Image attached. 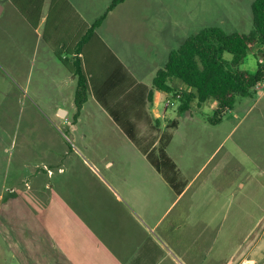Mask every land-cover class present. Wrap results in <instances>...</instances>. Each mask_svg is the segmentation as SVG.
Here are the masks:
<instances>
[{
	"label": "rangeland",
	"instance_id": "374dc122",
	"mask_svg": "<svg viewBox=\"0 0 264 264\" xmlns=\"http://www.w3.org/2000/svg\"><path fill=\"white\" fill-rule=\"evenodd\" d=\"M79 1L76 13L95 21L113 0ZM51 2L0 0V264H64V254L74 258L72 253L83 246L81 223L102 229L118 226L119 240L124 239L122 228L135 224L131 214L148 226L125 190L145 185L140 167L133 169L126 163L133 156L126 151L129 141L140 143L139 135L134 139L127 128L129 121L134 122L129 116L145 107L157 71L164 68L169 52L185 40L210 27L240 34L253 30L254 0H126L108 13L99 33L108 49L123 57L119 74L126 79L105 88L103 96L94 85L76 125V84H66L68 71L57 53L70 57L65 37L77 29L65 26L66 13L57 11L55 3L51 9ZM91 45L85 51L88 60L101 59L105 66L107 47ZM225 58L232 56L225 54ZM261 59V54L251 53L241 68L254 73ZM152 90L158 100L164 98ZM184 91L181 86L179 93ZM253 97L259 102L244 118L243 112L234 118L235 111L220 120L211 114L207 127L216 134L210 137L191 132L190 118L177 128L167 120L166 130L162 129L165 137L150 157L161 161L159 151L166 150L189 166V175L230 133L223 151L232 150L231 167L240 160L247 170L260 168L259 184L245 189L247 210L223 211L216 217L223 221L219 240L228 246L230 256L240 245H246L245 253L254 245L241 264H264V96L260 99L257 92ZM196 102L190 103L189 111L203 120L206 115L201 114L208 111L200 112ZM180 104L167 110L171 120L179 118ZM59 110L67 114L61 116ZM116 111L124 113L125 119H119ZM201 145L203 152L195 155ZM177 213L169 216L166 227ZM260 218L263 226L258 228ZM67 219L68 225H63ZM39 233L44 237L42 245L37 242Z\"/></svg>",
	"mask_w": 264,
	"mask_h": 264
},
{
	"label": "crops",
	"instance_id": "0c3cea01",
	"mask_svg": "<svg viewBox=\"0 0 264 264\" xmlns=\"http://www.w3.org/2000/svg\"><path fill=\"white\" fill-rule=\"evenodd\" d=\"M51 1V9L57 6V11L66 13L65 26L67 27V25L72 24L75 30L77 29V32L65 37V41L68 43L66 52L70 55V57H67L69 59L76 58V50L80 40L101 16L97 20L92 21L84 18L83 14L76 13L75 9H79V0ZM54 3L55 6H53ZM1 13L0 11V16ZM74 15L76 18H74ZM60 19L64 18L60 17ZM101 28L102 25L96 30L95 35L85 45L83 52L78 57L82 58L92 74L91 89L95 85L99 95L103 96V94H106L105 88L117 86L115 82L126 79V75L121 76L119 74L120 66L124 65L123 57L121 58V55L118 56L108 49L99 34ZM47 38L52 39L49 35ZM92 43H95V47L97 46V48L107 47L106 55L108 54V60L105 66L104 62L100 64L101 59L98 62L96 60L92 62L88 60L85 51L88 45L92 46ZM90 60L93 59L91 58ZM61 64L63 65L62 62ZM93 81L95 84H92ZM65 82L70 87L75 84L77 86V78L69 73V71ZM150 86L149 91L145 95V107L140 112L130 115L129 117H132L134 122L129 121L127 123L129 132L131 133L132 131L134 139H137L136 137L139 135L140 139L137 140H140L141 144L133 142V139L129 141L131 144L126 146V151L133 153V156L126 163L133 169L140 167L142 182L145 185L139 190H132L128 186L125 189L128 191V197L138 205L141 213L145 216L148 226L143 225L134 214L130 213L133 220H135V224L123 227L122 230L125 233L124 239L119 240L118 226L111 225L102 229L100 225L91 226L81 223L79 231L81 230L80 235L83 232V246L76 253H72V256L76 255L74 258L71 257L69 252L68 255L64 254L62 256L63 263L241 264L248 254L252 252L254 245L246 253L244 252L246 245H240L230 256L226 252L228 246L219 240L223 231V221L221 220L220 222L219 218L216 221V217L223 215V211L247 210L243 202L247 196L245 189L247 185L253 186L256 183L259 184L256 176L260 174V168L253 166L247 170L246 165L240 160L236 161L233 167H231L232 159L234 158L232 150L228 148L223 151L230 133L227 139L221 143L219 142L209 150L205 163L197 167L196 171L189 175L187 174L189 166L180 159L173 158L166 150L159 151L161 161L151 160L152 153L165 137L164 132L167 120L171 123V128H177L184 122V118H190L191 132L205 133L209 137L216 134L215 131H210L207 127L209 124L207 121L210 120L211 114L216 115L218 104L214 100H209L202 104L196 102L199 111H202L203 108L208 111L201 114L206 115V118L203 119L204 121L199 118L198 114L189 111L190 109L178 113L179 118L171 120L169 118L171 115L168 111L166 109L163 111L162 109L164 107L165 96L161 101L158 100L156 93L152 90L153 81ZM263 87L264 83H261L256 90V93L258 92L260 95V99L264 96ZM92 95L91 92L90 97ZM258 102L259 99L253 96L239 98L233 109L223 113L219 120L223 116H230V114H233V111L236 112L234 118H238L239 115H242V112L244 118L256 107ZM105 103L110 104L107 101ZM115 114L119 119H125L123 117L124 113L116 111ZM81 115L82 113L77 118L76 125ZM135 129L141 133H133ZM162 129L165 130L163 131ZM217 132L219 131L217 130ZM150 135H153L157 140L150 138ZM198 147L194 150L195 155L203 152V145ZM151 184L153 190L149 189ZM253 199H255V195ZM175 211H178L177 215L166 227L167 219ZM67 222L68 219L65 220L63 225H68ZM201 222H203V225L197 228ZM255 226L261 228L263 226V219L260 218ZM104 232L105 234L103 235ZM208 233H211V235H207ZM40 234L42 233H39L37 236V242L39 245H42L44 237ZM41 252V255L46 257V252ZM38 258L39 256L37 255ZM35 264H39V262Z\"/></svg>",
	"mask_w": 264,
	"mask_h": 264
},
{
	"label": "trees",
	"instance_id": "16d2710c",
	"mask_svg": "<svg viewBox=\"0 0 264 264\" xmlns=\"http://www.w3.org/2000/svg\"><path fill=\"white\" fill-rule=\"evenodd\" d=\"M126 0H113L107 12L87 30L77 47V57L69 59L57 53L66 69L77 78L75 120L91 96L92 74L82 58L83 48L95 35L109 12ZM253 30L249 34L227 33L221 28L210 27L191 36L168 55L164 68L157 71L153 88L165 97L179 93L182 100L179 112L190 109V103L198 104L214 100L218 104L216 116L232 110L239 98L252 97L259 84L264 83V0H254L251 7ZM261 54L257 71L242 69L249 54ZM225 54L232 58L227 60Z\"/></svg>",
	"mask_w": 264,
	"mask_h": 264
},
{
	"label": "built area",
	"instance_id": "2783aa9c",
	"mask_svg": "<svg viewBox=\"0 0 264 264\" xmlns=\"http://www.w3.org/2000/svg\"><path fill=\"white\" fill-rule=\"evenodd\" d=\"M258 87V86H257ZM257 89V88H256ZM182 100V94L177 93V94H171L164 99V107L166 110L173 108L177 106Z\"/></svg>",
	"mask_w": 264,
	"mask_h": 264
},
{
	"label": "water",
	"instance_id": "95a60500",
	"mask_svg": "<svg viewBox=\"0 0 264 264\" xmlns=\"http://www.w3.org/2000/svg\"><path fill=\"white\" fill-rule=\"evenodd\" d=\"M67 112L65 110H59V115L63 116V115H66Z\"/></svg>",
	"mask_w": 264,
	"mask_h": 264
}]
</instances>
